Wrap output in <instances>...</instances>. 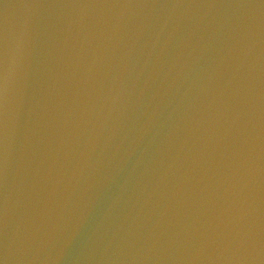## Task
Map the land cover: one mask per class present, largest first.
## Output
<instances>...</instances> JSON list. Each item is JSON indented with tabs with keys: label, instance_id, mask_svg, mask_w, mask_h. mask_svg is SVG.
<instances>
[{
	"label": "water",
	"instance_id": "95a60500",
	"mask_svg": "<svg viewBox=\"0 0 264 264\" xmlns=\"http://www.w3.org/2000/svg\"><path fill=\"white\" fill-rule=\"evenodd\" d=\"M0 264H264V0H0Z\"/></svg>",
	"mask_w": 264,
	"mask_h": 264
}]
</instances>
